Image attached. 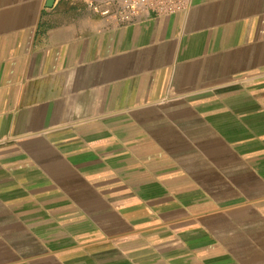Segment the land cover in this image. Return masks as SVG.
<instances>
[{
	"label": "crops",
	"instance_id": "1",
	"mask_svg": "<svg viewBox=\"0 0 264 264\" xmlns=\"http://www.w3.org/2000/svg\"><path fill=\"white\" fill-rule=\"evenodd\" d=\"M0 264H264V0H0Z\"/></svg>",
	"mask_w": 264,
	"mask_h": 264
},
{
	"label": "built area",
	"instance_id": "2",
	"mask_svg": "<svg viewBox=\"0 0 264 264\" xmlns=\"http://www.w3.org/2000/svg\"><path fill=\"white\" fill-rule=\"evenodd\" d=\"M83 2L108 25L124 26L150 15H165L187 9L189 0H68Z\"/></svg>",
	"mask_w": 264,
	"mask_h": 264
}]
</instances>
